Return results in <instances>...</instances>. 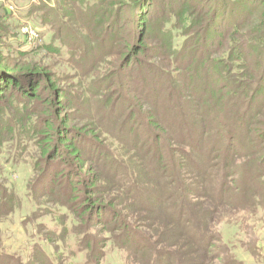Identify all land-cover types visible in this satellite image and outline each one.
I'll list each match as a JSON object with an SVG mask.
<instances>
[{
	"label": "trees",
	"instance_id": "1",
	"mask_svg": "<svg viewBox=\"0 0 264 264\" xmlns=\"http://www.w3.org/2000/svg\"><path fill=\"white\" fill-rule=\"evenodd\" d=\"M79 1L81 9L75 14L77 23L94 32L95 37H105V27L95 32L107 22L105 20H108V27L111 25L119 7L133 8L132 21L139 32L130 31L131 39L120 51L117 64L99 74L96 73V61L91 60L100 59L103 53L89 57V53L95 49V43L89 41L90 37H82L68 24L55 4L44 0L31 4L28 15L36 16L41 26L52 31L49 39L40 44L39 48L73 63L77 68L75 76L84 78L76 83L75 87L80 91L75 92L61 86L59 76L37 65L20 69L7 66L0 52V143L9 139L11 142L17 141V135H20V142L21 139L25 142L31 137L39 153L37 165L34 163L33 169L39 170V176H53L54 181L58 177L71 176L70 170L58 171V166L65 165L80 174L91 155L98 153L97 150L88 149L89 145L93 147L97 143V149L101 148L98 143L99 134L94 127L89 122L81 123L70 111L80 110L87 102L86 99L92 100L100 111L105 109L101 120L107 123L108 130H111L108 126H116L118 131L126 132L125 135L135 134L137 127H140L137 126L140 119L146 123L149 121L150 127L158 131V134L156 145H148L144 149L150 155V160L144 159L143 165L146 166L145 173L151 174L154 180L143 178L138 166L135 168L120 159L124 156L130 161L133 154L118 150L115 159L109 156V164L114 169L120 171L122 167L126 171L121 183L122 191L131 194L133 201L143 205L137 207V213L150 214L144 216V219L142 217L150 221V224L145 225L148 233L133 230L120 212L113 209L117 205L114 198L117 194L109 197L110 192L100 183V175L90 171L88 166L84 168L85 178L78 180L80 185L85 182L82 196L71 197L72 203L76 200L83 202L75 208L74 214L81 226L99 224L109 215L117 226L115 230H118L121 240L125 244L131 242V245H135L141 264H211L208 261L211 260L210 250L214 249L211 244L214 236L207 224L202 226L199 221L204 216L210 219L215 214L216 209L212 206L223 204L225 193L229 194L227 204H232V199L236 197L232 193L234 189L243 188L245 191L253 186L255 182L252 183V180L260 178L259 171L264 165V154L258 161L252 158L246 168L243 165L245 176L242 177L241 187L231 177V171L228 179L225 177L223 182H219L223 169L221 171L219 166L216 170H210L212 165L219 162L222 166L225 163L226 167L231 163L229 154L232 146H221L225 136L231 140L235 136L240 137L244 132L251 131L245 127L258 122L253 117L260 115L259 110L253 114L251 112L257 108L254 97L264 92V15L260 16L253 27L239 29V25L246 19H241L236 11L241 1L264 0H213V4L210 0L205 18L199 16L198 12L192 17L184 14L187 4L177 9L172 0H161L159 4L154 0H131L129 6L118 0ZM105 3L107 6L100 8ZM198 7L201 8V5ZM198 7L191 6L189 9L196 11ZM202 7L205 9L206 6ZM157 8L158 15L155 12ZM41 33H38L39 36ZM11 34V30L0 24V47ZM151 36L155 42L152 47L145 43ZM181 36L182 41L176 45V38ZM67 37L70 39L67 41L69 48L65 42ZM151 50H157L156 53L163 56L167 69L157 66L156 61L147 64L141 61L140 56ZM15 52L23 58L30 51L17 47ZM204 64L206 66L203 70L201 67ZM146 66L153 72V80H146L142 84L143 101H151L152 110L148 111L144 110L140 96L137 95L135 106L124 92L131 91L127 86L130 84L128 72L134 69L139 72ZM90 70L92 74H87ZM140 76L138 74L137 79ZM149 87L154 97H151ZM158 95H163L161 100ZM118 105L120 110L116 111ZM165 114H171L175 119L166 123V120L161 119L167 118ZM120 116L122 119L119 122ZM134 119L137 123L133 124ZM257 127L252 139L262 141L264 130ZM168 128H179L177 138H167ZM134 138L131 140L135 142L133 147L137 150L138 139ZM163 140L173 141L183 148H167L163 146ZM127 143L124 142L125 146ZM0 149H3L1 144ZM40 161L43 162L41 168ZM210 163L212 165L209 166ZM186 165L192 171L191 174ZM185 174L189 176H183ZM196 175L200 179L194 182ZM162 177L170 179L165 182ZM189 179L193 182H186ZM52 180L50 184H53ZM80 185L70 183L71 193H75ZM170 187L173 188L168 191ZM179 191L184 195L182 198L176 196ZM257 194L262 195L259 192ZM194 198L198 200H192ZM252 201L257 205L262 204L257 199ZM186 209L190 211L187 217ZM162 213L167 224L163 223V219L158 220L157 214ZM152 214L157 216L152 217ZM192 221L195 222L193 227L190 225ZM86 236L82 238V241L87 240L86 244L80 242L82 244L78 246L80 251H87L90 255L84 264H99L103 253H98L94 240ZM216 248L220 249L218 246ZM0 261L5 264L15 260L0 253ZM16 264L53 263L49 254L34 247L30 259L26 262L18 260ZM223 264H241V261L228 257Z\"/></svg>",
	"mask_w": 264,
	"mask_h": 264
},
{
	"label": "rangeland",
	"instance_id": "2",
	"mask_svg": "<svg viewBox=\"0 0 264 264\" xmlns=\"http://www.w3.org/2000/svg\"><path fill=\"white\" fill-rule=\"evenodd\" d=\"M43 0H0V24L3 28L11 30V37L7 38L3 46L0 47L1 56L3 58V63L15 69L26 68L33 65L44 68L46 71L52 74H56L60 77V85L63 87L71 88L77 92L75 85L81 82L84 77H76L75 65L65 59H61L59 56L53 54H48L39 48V45L44 41H47L52 34V31L45 26H41L38 23V18L36 16L28 15V8L33 3H40ZM49 1L52 5H56L59 8L60 14L63 19L68 24H71L78 33L84 37H90V42L95 43V49L89 53V57L93 58L95 55L102 54L103 57L100 59H95L91 61H96L95 67L98 66L96 73H103L104 71L110 69L112 65L117 64V60L120 58L119 53L126 44L131 39L130 31L138 33L139 29H136V25L133 23L134 14L133 8H122L119 7L116 13V19L111 20V25L108 27L107 22L103 23L100 28H97L99 32L100 29L105 27L104 38H97L94 32L80 27L76 20V11H80V1L79 0H44ZM108 2L111 0H107ZM125 2V5L129 6L131 0H118ZM155 3L159 4L161 0H154ZM175 2L177 9L181 8L183 5L186 7L184 14H188L191 17L195 13L203 18L207 17L208 3L210 0H172ZM212 4H213V0ZM241 1V0H240ZM215 2V1H214ZM172 3V2H171ZM236 13L240 15L241 19H246L242 24L239 25V29L244 27H253L258 21L260 16L264 15V1H248L240 2ZM201 5V8L198 6ZM202 5H205L202 7ZM107 6V3L102 4L100 8ZM198 7V10H190L189 7ZM99 8V7H97ZM207 8V9H206ZM158 8L156 9V14L158 15ZM193 12V13H190ZM175 12V11H174ZM230 13V11L228 12ZM163 13L162 15H164ZM67 15V16H65ZM209 16V15H208ZM245 23H249L246 26ZM34 29V30H32ZM41 33L42 35L39 36ZM183 39V36L177 37L175 40L176 45H178ZM70 39L67 37L65 39L66 47L67 41ZM147 46H155V42L152 36L145 41ZM13 46L14 48H12ZM20 47L30 51L26 56L20 58L16 52L15 48ZM80 48V47H79ZM78 48V49H79ZM78 51V50H76ZM152 51V52H151ZM149 53L140 56L141 61L150 63L156 61L157 66L168 68L163 56L158 55L156 51L151 50ZM69 52V51H67ZM66 58V57H65ZM205 64L201 69H205ZM161 69V68H160ZM136 69L130 70L128 72V84L130 92L125 90V95L128 96L132 104L137 105V95L140 96L141 103L144 110H152L151 101H143L144 94L142 90V84L146 80H153L151 68L143 67L139 72H135ZM90 70L87 74H92ZM141 74L137 79V75ZM137 74V75H136ZM151 97V87H149ZM80 91V90H79ZM225 92V90L223 91ZM83 94V93H81ZM157 95H155L156 97ZM160 96V95H158ZM163 95L159 97V100ZM143 98V99H142ZM254 105L257 108L252 110V114L259 110L260 115L256 114L253 120H258L257 124L249 125L245 129H250L251 131H246L240 135V137L235 136L232 140L225 138L221 141V146L225 147L229 145L232 149L229 154L230 165L229 167L223 166L221 162L212 165L210 170H216V168L221 167L223 172L219 177V182H223L225 177L228 179L229 171H231V177L236 180V183L241 187L243 184L242 177L244 174V167L248 165V162L252 158H261L264 154V140L258 141L253 140L254 130L258 128L264 130V92L258 97H254ZM81 101V99H80ZM87 102L83 104L80 110H73L72 116L78 118L81 123L89 122L95 129V132L99 134L98 143L101 144V148L97 149V143L93 147L89 145L88 149L92 151H98L96 155H91L89 161L84 164V168L90 167L92 172L99 174L100 183L105 185V188L110 192L109 197L112 194L115 195L117 205L114 208L122 215L123 219L128 223V225L133 229L138 231L146 232L145 225L150 224V221H145L144 216H150L147 212L137 213V207L140 202L133 201L131 199V194L122 191V180H124L125 170L121 167L120 171H117L109 164V156L115 159V154H118V150H125L128 154L133 156L130 161L126 160L124 156L120 159L124 163H130L131 166L141 169L142 177L147 180H154L153 176L145 173L146 166L143 165L144 159L150 160L148 153L144 152L145 147L151 145V147L156 145V134L158 131H153L152 127L148 124L149 121H140L137 123L136 119L133 120V124L137 123L140 126L135 134H127L126 132H120L116 129V126H108L107 123L101 120L102 111L95 105L90 99H86ZM208 101V98H207ZM206 101V102H207ZM144 102V103H143ZM205 102V103H206ZM259 107V109H258ZM117 106V110L119 109ZM100 111V112H99ZM9 117H11V111L8 112ZM14 115V114H13ZM165 122L171 121L175 118L169 114L166 116ZM18 119V118H16ZM122 117L120 116L118 121L120 122ZM163 125V122H160ZM157 120V121H158ZM146 127V128H145ZM243 127V126H242ZM179 128H168L167 138H177ZM154 133V134H153ZM18 140L11 139L9 141H3L0 143L3 149H0V188H2V193H0V253L6 255L7 257L13 258L15 261L5 264H16V261L26 262L30 259L34 252V247L42 249L46 254H49V259L53 264H84L87 262L90 255L87 251H80L78 248L79 244H86V241H82L83 236L87 235L89 239L94 240L95 249H99L98 253H103L99 259V264H141L139 263V252L136 251L135 245H131V242L125 244L118 234V230H115L117 226L113 223L109 215H106L104 221L99 224H90L81 226V222L76 218L74 212L75 208L83 203L82 201L76 200L72 203L71 197L80 198L82 196V189L84 184L80 185L78 180L85 178V169L83 168L78 172L65 165L58 166V171L67 172L70 170L71 176L58 177L54 181L50 176H39V170L33 169V164L37 165L39 153L37 148L32 144L31 137L29 140L20 142V135ZM138 139L136 141L138 149L133 147L132 138ZM244 136V138H242ZM126 140V141H125ZM16 141V142H15ZM124 142H128L125 146ZM131 146H130V145ZM163 146L169 147H179L183 148L173 141L163 140ZM124 145V146H123ZM123 146V147H122ZM103 150V151H102ZM104 152V153H102ZM91 154V153H90ZM99 154H102L99 156ZM126 154V153H125ZM226 156V153H224ZM177 158V157H176ZM179 160L181 159L178 158ZM36 161V162H35ZM262 164H264V159H262ZM40 163V168L43 166V162ZM242 165V166H241ZM189 173L191 170L189 166ZM144 170V171H143ZM150 171V170H149ZM260 178L252 180L255 182L253 186H250L247 190L243 191V188L238 190L234 189L232 193L236 196L232 199V204H227V193H225V198L223 204H218L217 206H212L216 209L215 214L211 215L210 219L208 216L199 223L204 226L207 224V228L213 233V241H211L214 249L210 250L209 256L211 260L208 261L211 264H223L225 259L228 257H233L241 261V264H264V165H262L260 171ZM116 175V176H115ZM189 176V175H183ZM193 176V175H192ZM197 176V177H196ZM194 176L197 178L194 182L198 181L199 175ZM258 176V177H259ZM84 177V178H83ZM165 182H168L170 178L162 177ZM193 178V180L195 179ZM53 184H50V181ZM186 182H193L189 179ZM72 185H80L75 193H71ZM209 185V184H208ZM220 185V184H219ZM151 186V185H150ZM152 187V186H151ZM170 187L168 191L172 190ZM205 189V188H203ZM153 192V191H152ZM262 195H258L257 193ZM155 193V192H153ZM171 193V192H170ZM176 196H184L182 192H178ZM244 197V199H242ZM112 198V197H111ZM259 200L262 202L261 205L254 204V201ZM192 200H198L194 198ZM245 200H247L245 204ZM258 202V201H257ZM208 206V204H207ZM155 208V207H154ZM189 208V207H187ZM185 216L187 217L188 209ZM193 214V213H192ZM158 220L164 218V214H157ZM152 214V217L157 216ZM199 216V214H195ZM190 216V215H189ZM143 217V219H142ZM164 224H167V220H162ZM195 221V220H194ZM104 222V224L102 223ZM190 225L195 226V222H190ZM189 227V225H187ZM202 228V227H201ZM200 228V229H201ZM194 228H192L193 230ZM191 230V231H192ZM205 230V229H204ZM208 231V230H207ZM86 236V238H87ZM115 236V237H113ZM85 238V239H86ZM96 241V242H95ZM82 242V243H80ZM220 248L219 250L216 248ZM258 248V251H256ZM98 255V254H97ZM175 260V258H174ZM93 262H95L93 260ZM177 262V261H176ZM0 264H4L1 263Z\"/></svg>",
	"mask_w": 264,
	"mask_h": 264
},
{
	"label": "built area",
	"instance_id": "3",
	"mask_svg": "<svg viewBox=\"0 0 264 264\" xmlns=\"http://www.w3.org/2000/svg\"><path fill=\"white\" fill-rule=\"evenodd\" d=\"M32 30H34V29H32ZM33 32H35L36 34H38L36 31H33Z\"/></svg>",
	"mask_w": 264,
	"mask_h": 264
}]
</instances>
